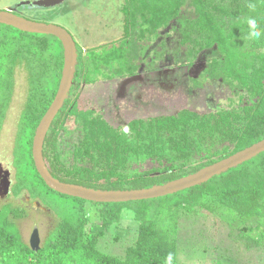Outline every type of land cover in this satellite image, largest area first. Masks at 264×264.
<instances>
[{"label": "trees", "instance_id": "trees-1", "mask_svg": "<svg viewBox=\"0 0 264 264\" xmlns=\"http://www.w3.org/2000/svg\"><path fill=\"white\" fill-rule=\"evenodd\" d=\"M120 12L121 38L85 52L76 46L72 87L43 144L45 164L55 179L99 191L146 189L193 174L264 139V39L249 41L245 23L246 17L255 16L264 29V0H123ZM170 27L179 36L183 65L191 66L203 51H217L220 57L207 62L205 76L235 92V106L230 101L227 108L207 113L183 108L173 115L133 119L121 129L82 104L77 95L81 83L97 76H135L146 59L147 44ZM62 66L63 50L55 37L0 25V129L16 68L25 71L27 86L16 126L11 191L15 196L26 192L31 199L55 195L70 202L37 251L23 241L15 222L24 210L0 206V264H165L169 253L178 264L186 245L179 243L177 233L181 219L190 215L224 221L243 232L247 243L264 248V152L172 195L117 204L89 202L97 206L94 217L99 224L87 213L86 201L48 189L35 171L31 146L56 94ZM68 122L72 131H67ZM63 134L76 135L68 151L60 148ZM126 212L124 218L137 223L136 237L121 253L110 254L101 248L102 237L115 232ZM194 238L205 245L200 249L203 257L215 252L217 247L201 234L188 240L191 248ZM210 263L220 264L214 259Z\"/></svg>", "mask_w": 264, "mask_h": 264}, {"label": "rangeland", "instance_id": "rangeland-1", "mask_svg": "<svg viewBox=\"0 0 264 264\" xmlns=\"http://www.w3.org/2000/svg\"><path fill=\"white\" fill-rule=\"evenodd\" d=\"M46 1L0 0V11L12 9L26 19L58 25L73 35L83 50L118 40L122 36V0H66L58 6H30L33 2L45 4ZM173 25L174 22L171 27ZM171 27L161 31L156 41L147 44L146 59L139 65L135 76L113 80H103L97 76L89 84H80L77 95L82 104L94 109L112 127L122 129L133 119L173 115L183 108L213 112L227 107L229 101H237L235 92L228 86L205 76L207 62L220 57L217 51H203L197 55L191 66L183 65L185 57L183 50L178 48L179 36ZM193 80L196 82H192ZM26 88L25 71L18 67L14 73L12 98L0 129V164L9 170L12 183L17 166L13 155L16 126L25 103ZM70 130L72 131V126L68 122L67 131ZM75 137V134H63L60 148L68 151ZM17 160L19 161V158ZM67 163H70V158ZM24 195L26 196V193ZM22 198L23 196L9 197L0 201V206L10 203L22 207L21 209L28 207L25 202L20 201ZM36 200L42 207L51 211L49 216L36 217L37 221L42 223L38 225V232L43 243L56 225V217L66 213L70 202L55 195ZM96 207L89 202L85 204L93 223L99 224L94 217ZM32 212L29 209L28 215H34ZM127 214L124 213L121 219ZM32 218L17 222L25 243L33 228ZM248 227L254 228L252 225ZM136 229L137 223L130 218H124L114 233L105 232L101 240L102 250L113 255L121 253L122 246L134 241ZM254 233H257L255 239H258L260 229ZM196 234H201L205 238L203 241L207 239L208 243L217 247L215 252H212L214 257L202 256L200 249L205 246L202 240L194 238L191 248L188 240H192L190 238ZM242 234L243 232L233 230L226 222L211 216H185L181 219L177 239L180 244L182 241L186 248L185 253L180 252L178 264H212L210 259L220 264H264V248L257 249L247 243ZM114 236L119 237L116 240L118 243L113 241ZM246 245L251 246L249 248Z\"/></svg>", "mask_w": 264, "mask_h": 264}, {"label": "water", "instance_id": "water-1", "mask_svg": "<svg viewBox=\"0 0 264 264\" xmlns=\"http://www.w3.org/2000/svg\"><path fill=\"white\" fill-rule=\"evenodd\" d=\"M61 2H63V0H47L45 4L42 2H33L30 6L38 4L39 6L43 5L52 7L60 4ZM0 25L12 27L24 33L53 36L61 43L62 46L63 66L58 88L51 104L35 129L31 147V157L36 173L45 186L55 193L96 204H117L151 200L199 186L201 183L227 172L228 170L233 169L264 152V139H262L261 141L236 152L225 159L206 166L193 174L162 185H156L140 190L99 191L78 185L62 183L52 177L49 173L42 156V148L45 136L54 118L66 100L73 84L77 65L75 42L70 33L64 28L52 23H42L26 19L16 15L12 9L0 11ZM4 183L3 195H7L9 182L5 180ZM29 248L33 251H37L40 248L39 236L36 229L33 230L29 240Z\"/></svg>", "mask_w": 264, "mask_h": 264}, {"label": "flooded vegetation", "instance_id": "flooded-vegetation-1", "mask_svg": "<svg viewBox=\"0 0 264 264\" xmlns=\"http://www.w3.org/2000/svg\"><path fill=\"white\" fill-rule=\"evenodd\" d=\"M64 1H66V0H63V2H61L60 4H58V5H61V4H63L64 3ZM122 3H123V0H122ZM58 5H56V6H58ZM121 6H122V4H121ZM15 13V12H14ZM121 13V12H120ZM16 14V13H15ZM17 15V14H16ZM139 21V20H138ZM53 24V23H52ZM71 35V34H70ZM72 38H73V40H74V42H75V46H78L80 49H82L79 45H78V43L76 42V40H75V38H74V36L72 35ZM121 38V37H120ZM159 38V37H158ZM157 40V39H156ZM155 40V41H156ZM116 41V40H115ZM111 42H113V41H111ZM108 43H110V42H108ZM153 43V42H152ZM107 44V43H106ZM148 48V47H147ZM89 49V48H88ZM88 49H86V50H88ZM86 50H83L82 49V51H86ZM126 76H123V77H120V76H117V77H112V78H106V79H103V80H113V79H120V78H125ZM81 84H83V83H81ZM85 84V83H84ZM88 84V83H87ZM230 102V101H229ZM235 102L236 101H234V103H233V106H235L234 104H235ZM229 106V105H228ZM227 106V107H228ZM227 107H225V108H227ZM201 112H203V111H201ZM207 113V112H206ZM44 144V143H43ZM32 147V146H31ZM42 156H43V148H42ZM44 159V158H43ZM45 162V161H44ZM46 165V164H45ZM47 167V166H46ZM15 169V168H14ZM16 171V170H15ZM52 176V175H51ZM53 177V176H52ZM13 179H14V182H15V172H14V175H13ZM5 180H7V182H9V185H8V194L7 195H3V191H4V185H5V183H4V181ZM14 182L12 183L11 182V179H10V172H9V170L8 169H4L3 167H2V165L0 164V201H3L4 199H8L9 197H13V198H17V197H19V196H23V198H22V200H20V201H22V202H25L27 205H28V207H26V208H23V210H24V213L22 214V217L21 218H18L15 222L17 223V222H19L20 220H22V219H25V218H32L33 219V228H32V231H31V233H30V236H29V238H28V240H27V242H26V244L29 246V240H30V238H31V235H32V232H33V230L34 229H36L37 230V234H38V236H39V244H40V246L43 244V243H41V239H40V235H39V230H38V227L42 224V223H39V221H37V218L39 217V216H42V215H44V216H49V213L51 212L50 210H47V209H45L44 207H42L41 206V204H40V202L38 201V200H32L27 194H26V196L24 195L26 192H22V193H20L19 195H17V196H15V195H13V193H12V186H13V184H14ZM63 183V182H62ZM24 193V194H23ZM7 204H10V203H7ZM3 205H5V204H3ZM2 206V205H1ZM15 207H17L16 205L15 206H13L12 205V208H15ZM22 208V207H21ZM29 209H31L33 212V214L34 215H28V211H29ZM37 217V218H36ZM39 225V226H38ZM17 227H18V224H17ZM54 228V227H53ZM19 229V228H18ZM19 233H20V231H19Z\"/></svg>", "mask_w": 264, "mask_h": 264}, {"label": "clouds", "instance_id": "clouds-1", "mask_svg": "<svg viewBox=\"0 0 264 264\" xmlns=\"http://www.w3.org/2000/svg\"><path fill=\"white\" fill-rule=\"evenodd\" d=\"M251 9L255 8L254 4H250ZM245 23L247 25L246 38L249 41L258 42L264 39V29L260 27V23L255 16L246 17ZM165 264H173V255L171 253L165 259Z\"/></svg>", "mask_w": 264, "mask_h": 264}]
</instances>
